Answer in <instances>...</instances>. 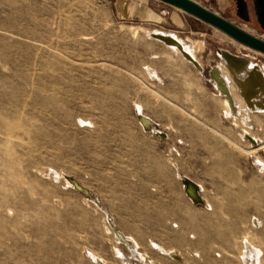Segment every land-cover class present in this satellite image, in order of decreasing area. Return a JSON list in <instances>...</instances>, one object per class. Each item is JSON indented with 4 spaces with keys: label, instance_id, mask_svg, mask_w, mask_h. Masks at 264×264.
Masks as SVG:
<instances>
[{
    "label": "rangeland",
    "instance_id": "rangeland-1",
    "mask_svg": "<svg viewBox=\"0 0 264 264\" xmlns=\"http://www.w3.org/2000/svg\"><path fill=\"white\" fill-rule=\"evenodd\" d=\"M194 1L264 40L252 0ZM218 49L264 72V53L160 0H0V264H241L248 234L264 264V113L227 112Z\"/></svg>",
    "mask_w": 264,
    "mask_h": 264
},
{
    "label": "bare ground",
    "instance_id": "bare-ground-1",
    "mask_svg": "<svg viewBox=\"0 0 264 264\" xmlns=\"http://www.w3.org/2000/svg\"><path fill=\"white\" fill-rule=\"evenodd\" d=\"M240 13L245 15V10L242 5L240 6ZM149 34L152 39L160 41L165 46L174 51V53H177L184 61L186 60L189 64H192L198 70V72L203 71L202 64L194 54L196 49L194 47L196 46L193 45L194 47L192 46V48L188 47L181 39H179V37L171 32L154 30ZM196 44H198L199 47L200 41H197ZM218 54L220 56L221 62L220 64L218 63L210 68L209 76L211 80L214 81L217 90L220 92L219 94H221L222 104L227 112L229 114L235 113L238 115L240 113V108L243 107L246 108L245 111H259L264 113V72L261 67L255 63H252L246 57L235 55L234 53H231L225 49H218ZM136 119L138 125L143 131L149 133L156 131L157 135H161V131L158 129V124L149 115L140 112L139 109L136 113ZM248 136L254 141V143L257 142L256 139L251 137L250 134H248ZM67 182L75 187V189L77 188L81 190L86 196H89L88 190L82 187L81 184L77 183L78 181H75L74 178L67 176ZM182 188L191 203L197 204L201 203V201L203 202V199L200 195V183L190 178H183ZM186 191L191 195L190 197L187 195ZM89 200L87 202H89ZM107 217L109 223L111 224L109 227L111 228L112 232L118 237L120 241L126 244L128 249L132 251V256L137 257V254H135V241L128 235L124 234L118 229L116 225L113 224L114 222H112L111 216ZM251 219V223H253L255 226H259V220L257 218ZM250 238L248 234L247 236L240 239L242 246L240 250L241 254H239L241 258L240 262L241 264H262V262L259 260V253L256 249L257 247L255 248L253 246V242L251 243L252 238ZM171 257L176 259L178 255L172 253ZM132 263V261H128V264Z\"/></svg>",
    "mask_w": 264,
    "mask_h": 264
},
{
    "label": "water",
    "instance_id": "water-1",
    "mask_svg": "<svg viewBox=\"0 0 264 264\" xmlns=\"http://www.w3.org/2000/svg\"><path fill=\"white\" fill-rule=\"evenodd\" d=\"M169 5H172L180 10L185 11L186 13L192 15L193 17L207 23L208 25L220 30L226 35L232 37L238 42L246 45L254 50H257L261 53H264V40L258 38L246 31L222 16L210 11L209 9L198 4L194 0H160ZM239 11L240 6L242 5L245 10V3L243 0H237ZM256 20L260 27L264 30V0H252ZM187 195H191L186 191Z\"/></svg>",
    "mask_w": 264,
    "mask_h": 264
},
{
    "label": "crops",
    "instance_id": "crops-1",
    "mask_svg": "<svg viewBox=\"0 0 264 264\" xmlns=\"http://www.w3.org/2000/svg\"><path fill=\"white\" fill-rule=\"evenodd\" d=\"M202 46H203V43H202ZM211 154H213V155H215V153H214V151L212 150V153ZM186 177H188V176H185V177H183V178H186ZM182 178V179H183ZM188 178H190V177H188ZM190 179H192V178H190ZM192 180H194V179H192ZM194 181H196V180H194ZM181 182H182V180H181ZM197 182V181H196ZM198 183H200V182H198ZM201 184V192H203V188H204V186H203V184L202 183H200ZM200 192V195H201V197H202V199H203V202H201V203H204V198H203V195H202V193ZM207 201H206V203H205V205L208 207V206H210L211 205V203L209 202V200L208 199H206Z\"/></svg>",
    "mask_w": 264,
    "mask_h": 264
}]
</instances>
